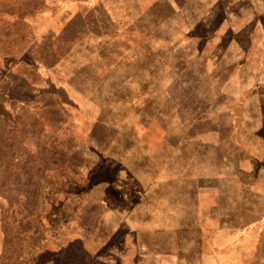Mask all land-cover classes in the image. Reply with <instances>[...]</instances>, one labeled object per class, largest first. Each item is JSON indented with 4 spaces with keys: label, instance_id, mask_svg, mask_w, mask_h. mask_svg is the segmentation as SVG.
Listing matches in <instances>:
<instances>
[{
    "label": "rangeland",
    "instance_id": "obj_1",
    "mask_svg": "<svg viewBox=\"0 0 264 264\" xmlns=\"http://www.w3.org/2000/svg\"><path fill=\"white\" fill-rule=\"evenodd\" d=\"M236 227L264 259V0H0V264Z\"/></svg>",
    "mask_w": 264,
    "mask_h": 264
},
{
    "label": "crops",
    "instance_id": "obj_2",
    "mask_svg": "<svg viewBox=\"0 0 264 264\" xmlns=\"http://www.w3.org/2000/svg\"><path fill=\"white\" fill-rule=\"evenodd\" d=\"M230 232V235L235 237V241L228 250H207L206 246H210L209 242L206 243L207 233L200 229L198 251L193 252L190 246L178 255L177 252L165 254L157 251L151 257L152 264H264V259H259L256 253L252 251L254 242L257 241L255 237L260 235V229L236 227ZM139 263L143 264L144 262L140 261Z\"/></svg>",
    "mask_w": 264,
    "mask_h": 264
}]
</instances>
